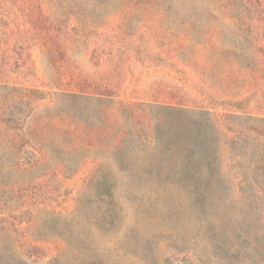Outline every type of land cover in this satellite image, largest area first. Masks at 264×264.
<instances>
[{
  "label": "rangeland",
  "instance_id": "374dc122",
  "mask_svg": "<svg viewBox=\"0 0 264 264\" xmlns=\"http://www.w3.org/2000/svg\"><path fill=\"white\" fill-rule=\"evenodd\" d=\"M189 1L177 18L199 15L205 33L245 43L238 22L264 50V0ZM114 2L0 0V264H264V70H198L178 54L186 27L173 14L127 16ZM157 100L210 114L218 178L237 191L234 217L223 201L206 209L223 244L189 225L193 209L172 216L182 197L124 180L126 160L154 145L141 106Z\"/></svg>",
  "mask_w": 264,
  "mask_h": 264
},
{
  "label": "trees",
  "instance_id": "16d2710c",
  "mask_svg": "<svg viewBox=\"0 0 264 264\" xmlns=\"http://www.w3.org/2000/svg\"><path fill=\"white\" fill-rule=\"evenodd\" d=\"M114 1L116 2V0ZM117 1L119 3L117 11H124L127 16L160 18L159 7H164L170 16L173 14L180 28L186 27L185 30L179 32V44L177 46L178 54L185 57V64L192 65L198 70L215 72L216 68L218 71L222 66L232 65L236 61L239 65L247 61L246 69L259 68L264 70V50L259 46H254L251 31L248 36L245 35L246 28H243L238 22L232 24V28L237 31L238 36L246 39L245 43H242L241 38L238 39L234 35L226 38V35L216 36L213 33L211 35L205 33L203 28L211 23L199 15L192 16L193 18H181L179 15L177 18L178 14H174L173 10L179 6L178 4L190 5L189 0ZM207 1L216 4L217 8L233 5V0H203V2ZM174 5H176L175 8H173ZM249 44L251 45L248 48L247 45ZM155 102L153 107L152 103H144L141 106L144 115L147 114V118L156 121L158 125L153 137L152 143L154 145L152 148H144L145 155H143L142 160H126L129 168L124 167L123 172H121L124 173V180L133 175L143 178L145 183L140 182V186L138 183L133 186L130 185L128 190H135V186H138L141 188L138 194L149 192L151 197L156 200L167 201V198L182 197V201L177 203L176 213H173L172 216L179 214L183 208L193 209L198 213V217L191 219L189 225L196 231L206 230L210 233L211 241L215 245L223 244L221 238L214 237L217 232L209 227L214 222L216 223L217 219H211L212 216L206 214V209L223 201L221 206L226 211H221L225 212L227 217H234L237 206H229V204L231 199L236 198L237 191H235V184L218 178L219 137L215 125L209 117L210 114L206 110L189 109L183 104L172 103L167 100ZM152 108L154 111L149 110ZM132 141L135 144L140 143L135 136H132ZM135 150L132 148L133 152ZM147 156L154 160H146ZM131 168L132 170H129ZM144 202L138 206L139 210L141 206L143 208L150 207L152 200ZM160 209L167 211L169 208L167 209L162 205ZM203 213L205 217L202 218ZM226 222L231 223L229 218L226 221H221L222 224H226ZM226 233L229 239H234L235 233L230 232L228 227ZM195 239L203 240L201 236H195ZM234 244L231 242L230 245ZM240 264L251 263L242 261Z\"/></svg>",
  "mask_w": 264,
  "mask_h": 264
}]
</instances>
